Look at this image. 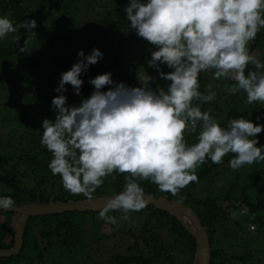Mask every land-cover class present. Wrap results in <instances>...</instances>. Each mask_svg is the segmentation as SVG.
<instances>
[{"label": "trees", "instance_id": "1", "mask_svg": "<svg viewBox=\"0 0 264 264\" xmlns=\"http://www.w3.org/2000/svg\"><path fill=\"white\" fill-rule=\"evenodd\" d=\"M128 2L0 0V17L12 20L14 27L25 19L37 22L35 29L21 28L0 39V197H11L14 205L86 199L82 194L74 195L64 189L60 176H54L48 167L52 154L40 142L42 121L55 120L52 99L60 94L55 89L61 73L77 62L80 50L87 56L93 49H99L103 58L82 72L80 79L84 83L80 95L75 94L71 85H65L67 91L63 94L67 97V106H79L83 98L90 97L94 86L88 81L99 74L111 73L114 82L138 87L141 86L138 74L147 72L155 78L150 87L167 88L170 82L161 79L149 66L152 46L129 28L124 11ZM95 9L98 13L94 15ZM20 47H24L23 52L19 51ZM248 47L251 55L257 50L255 56H261L264 63V29ZM161 70L172 71L166 65H161ZM248 70H252L251 65L246 74ZM199 81L202 92L208 83L219 85L214 88L215 99L201 107L203 111L211 109V115L222 127L237 118L258 125L264 103L246 104L245 93L230 94L224 86H231L234 81L213 80L211 70L201 73ZM110 87L105 86L102 91ZM195 136L185 133L189 144L195 142ZM233 156L227 154L220 164L206 160L196 170L198 182L190 183L177 196L161 192L149 180L139 183L144 193L177 200L196 213L208 233L210 264H219L223 255L235 258L240 264H246L243 258L249 255L250 264H264V161L246 164L234 171L229 166ZM126 175L116 171L104 177L93 198L121 192ZM244 207L249 212L242 215ZM86 214L97 224L106 223L99 218V210L29 216L19 253L0 257V264H32L37 259L43 262L48 247L53 244L58 262L71 261V252L87 245L82 228ZM12 215L13 211L0 209V249L14 244ZM109 215L116 217L117 224L122 223L125 235L132 239L126 245L127 255L115 256L116 264H193L195 239L168 212L146 205L138 212L125 214L120 210ZM125 215L128 219H124ZM248 222L255 223L256 234L247 230ZM117 224L109 225L119 230ZM260 242L258 250L249 247ZM35 254L37 257L33 258Z\"/></svg>", "mask_w": 264, "mask_h": 264}, {"label": "clouds", "instance_id": "2", "mask_svg": "<svg viewBox=\"0 0 264 264\" xmlns=\"http://www.w3.org/2000/svg\"><path fill=\"white\" fill-rule=\"evenodd\" d=\"M124 11L129 28L152 46L149 66L170 82L167 88L150 87L155 78L147 72L138 74V87L114 82L111 73L99 74L88 81L94 86L90 97L67 106L65 85L80 95L82 72L103 58L99 49L87 56L80 50L77 62L61 73L55 89L60 94L52 99L55 120L42 121L40 141L52 154L48 167L64 189L89 201L104 177L116 171L128 174L123 190L99 210V218L112 225L117 219L110 212L146 207L141 180L177 196L198 182L196 170L208 159L220 164L232 153L233 170L264 161V145L257 146L264 125L237 118L222 127L211 109L201 107L215 99L219 85L208 83L202 92L199 81L201 73L211 70L213 80L234 81L224 86L230 94L245 93L246 104L264 103V63L248 47L264 29V0H129ZM36 27L35 19L14 27L12 20L0 17V39ZM161 65L172 71H162ZM105 86L111 87L102 91ZM185 133L196 134L195 142L189 144ZM14 204L11 197H0V208ZM248 212L244 207L241 214Z\"/></svg>", "mask_w": 264, "mask_h": 264}, {"label": "water", "instance_id": "3", "mask_svg": "<svg viewBox=\"0 0 264 264\" xmlns=\"http://www.w3.org/2000/svg\"><path fill=\"white\" fill-rule=\"evenodd\" d=\"M144 194L148 200L147 205H153L174 216L194 237L196 248L193 264H210V241L208 233L196 213L189 206L177 200L168 199L165 196L155 197L152 194ZM111 196L113 195L95 197L91 201L83 199L14 205L9 209L13 211L11 227L15 233L14 244L11 248L0 249V257H10L19 253L23 243L26 221L29 216L48 215L67 211H96L100 210L103 204L106 203V200Z\"/></svg>", "mask_w": 264, "mask_h": 264}, {"label": "rangeland", "instance_id": "4", "mask_svg": "<svg viewBox=\"0 0 264 264\" xmlns=\"http://www.w3.org/2000/svg\"><path fill=\"white\" fill-rule=\"evenodd\" d=\"M96 12L97 9H95L94 15L96 14ZM97 19L99 20L100 17H97ZM77 28L78 27H74V30H77ZM257 53V50H255L252 54L255 56ZM256 57L262 59L260 58L261 56ZM258 117V125H264V113H261ZM257 138L259 140L257 146L259 147L261 145H264V131L258 134ZM117 225L120 227L119 230H117V228L113 229L108 223L99 222V224H97L96 221H93L91 216H88L86 214L82 228L84 231L85 242L87 245L85 247L79 246L78 248L74 249L71 252L73 256L71 257L73 258L71 261L62 260L61 262H58L55 257V246L53 244L51 247H48V250L46 252V258L43 262L37 259L32 264H116L115 256L127 255L125 254L126 245H129V240L132 241L131 238L125 235V227L122 225V223H118ZM247 230L255 232L256 234L257 227L255 223L248 222ZM39 242H41V240H39ZM261 244V242L259 243V245H256V243H251L249 247L258 250ZM36 257V254L33 255V258ZM243 260L246 264H250V261H252L249 258V255L247 257H244ZM220 263L240 264L239 261L235 260V258L230 257L229 255H223L221 260L219 261V264ZM21 264H29V262H23Z\"/></svg>", "mask_w": 264, "mask_h": 264}]
</instances>
